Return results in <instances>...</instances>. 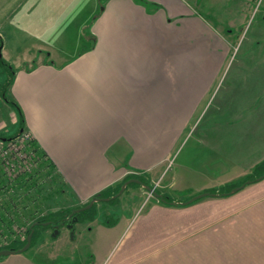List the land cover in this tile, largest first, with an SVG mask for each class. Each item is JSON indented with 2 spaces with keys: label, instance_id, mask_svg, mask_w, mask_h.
<instances>
[{
  "label": "crops",
  "instance_id": "obj_1",
  "mask_svg": "<svg viewBox=\"0 0 264 264\" xmlns=\"http://www.w3.org/2000/svg\"><path fill=\"white\" fill-rule=\"evenodd\" d=\"M29 1L38 10L37 54L14 62L0 36L14 69L9 99L21 108L24 132L78 197L175 162L198 123L194 147L216 159L251 150L254 135L263 136L264 46L263 62L241 60L230 79L233 45L209 15L220 0ZM226 79L230 90L207 111ZM3 101L17 122L15 105ZM185 178L177 179L182 186Z\"/></svg>",
  "mask_w": 264,
  "mask_h": 264
},
{
  "label": "rangeland",
  "instance_id": "obj_2",
  "mask_svg": "<svg viewBox=\"0 0 264 264\" xmlns=\"http://www.w3.org/2000/svg\"><path fill=\"white\" fill-rule=\"evenodd\" d=\"M204 1L207 0H199V3ZM30 2L0 0V36L4 34L9 41L10 59L14 62L37 54L40 40L36 33L39 27L38 10ZM210 12L212 22L220 27L223 36L228 37L233 45L228 61L235 62L230 65L231 69H227V72L231 70L232 75L229 77L233 79V73L242 64L241 60L263 59L264 35L260 32V24L264 22V0H220ZM221 26L226 27V34ZM23 28L26 29V35L21 38L15 36ZM18 39L22 42L21 46L18 45ZM70 41L72 43L74 37ZM0 51L3 54L2 47ZM12 73L0 61V137L5 139L14 138L22 129L17 125L21 121L17 111L15 122L14 117L10 116L11 110L3 101L4 93L9 98ZM230 82L226 79L223 86L218 88L216 101L207 111H214L219 97L230 90ZM200 129L198 123L193 129V138L180 142L175 162L167 160L154 165L151 172L130 175L141 177L148 187L171 197L178 204H166L143 185L132 183L114 202H96L93 209L76 224L74 239L64 223L55 227L60 231L57 237L52 235L54 228H38L28 252L16 258L1 257L0 264H264V178L236 194L210 196L190 205L181 204L212 188L240 186L255 167L264 161V134L261 137V133L254 135L253 144L256 145L251 150H235L233 156L229 150L231 156L216 159L208 150L194 147V138ZM14 143L15 147L9 151L7 143L0 140V162L4 158H9L10 162V168L2 175V179L8 182L13 179L10 176L14 172L28 166L27 155L31 154V151L27 154V149L20 148V143ZM5 148L6 151L2 153ZM250 152L253 156L246 157ZM211 157L213 162L209 160ZM206 160L207 163L203 164ZM37 167L31 166L26 174H35L39 171ZM44 176L40 175L43 181L46 180ZM179 176L186 177L185 186L179 184ZM126 179L117 188L100 193L107 196L118 194ZM58 181L52 187L57 194L53 201H49V211L63 210L69 214L75 208L88 205L94 198H102L97 197L100 193L88 198L78 197L63 178L59 177ZM63 184L66 185L63 187ZM11 187L4 192L0 188L1 202L8 203L15 199L20 209L27 206L25 212H48L44 207L47 205V191L37 201L23 202L22 198H16L21 191L14 192ZM16 222L19 226L17 230L22 234L3 235L0 248L25 241L32 222L27 216L17 218ZM130 236L133 238L131 243L119 248L122 240ZM136 257L139 260L134 259Z\"/></svg>",
  "mask_w": 264,
  "mask_h": 264
},
{
  "label": "trees",
  "instance_id": "obj_3",
  "mask_svg": "<svg viewBox=\"0 0 264 264\" xmlns=\"http://www.w3.org/2000/svg\"><path fill=\"white\" fill-rule=\"evenodd\" d=\"M2 45V41H1V37H0V47ZM0 61L1 63L5 64L8 66V68L10 70H12V72L14 71L13 68L2 58V54L0 51ZM12 82V81H11ZM12 85V83H11ZM10 85V87H11ZM3 98L8 101L11 104H14L16 109L18 110L19 116H20V120H21V124H22V132L17 133V135L12 139H7L6 142L13 140L15 138H19L22 137L24 135H28L26 132H24L23 129V123H24V118L22 115V111L21 108L14 102H12L4 93L3 94ZM29 136V135H28ZM26 148L29 151H31V153L34 154V157H30L29 159V164L28 166H26L25 168L22 167V171L17 170L16 172H14L13 176H10L13 179H10V182L6 181L5 179H2V175L3 172L5 170L8 171V169L10 168V166L6 165V160H3V162H0V188L3 189L1 190L2 192H4V190H9V186H12L11 189H14V192H16L17 190H20L21 192H19L18 196L16 198H22L23 202L26 201H37L39 199V197L42 196L43 192L46 194L45 191H47L46 197H45V204H47L46 206H44L48 212H46V214H39V210L38 211H31L30 212H25L27 206L25 205L23 209L19 208V204H17L15 199H12L11 201L7 202H1L0 201V238L5 235V234H9V235H19L22 234L19 230H17L19 228V226L17 225V218H24L25 216H27L28 219H30L31 226L29 227V231L27 233L26 239L25 241H23V243H18L15 245H10V246H4L0 248L1 250H6V249H14V250H18L20 248H23L26 243H27V237L28 235L31 233V231L34 229V233H33V237H32V242L35 240L36 236H37V230L38 228H52V226H62V224L65 222L66 218L70 216V214L73 212V210L71 211V213L66 214L65 211L61 210H56V211H49V207H50V202L49 201H53L54 197L57 193L54 192V190L52 189V187H55L58 184V180L59 177L62 178L60 176V174H58V172L56 171L54 165L49 161V159H47L46 154L40 150V148L38 147V145L36 144V142L31 138V136L28 137L27 141H26ZM18 163V162H17ZM33 166H38L37 169L39 171L34 173H29L28 175L26 174V171L29 170L30 167ZM14 168H12L13 170ZM6 174V172L4 173ZM43 174H45L44 179H46L45 181H43L40 178V175L42 176ZM134 176H128L127 179L125 180L128 181L130 179H132ZM264 178V161L259 163L252 174L248 175L243 182L240 184L243 185L248 181H252L253 183L256 182V180L258 178ZM137 179L141 180V177H134ZM39 179H41V182L39 181ZM50 181V182H48ZM142 181V180H141ZM143 182V181H142ZM50 184V185H49ZM66 184H63V187ZM51 186V187H48ZM238 185H227L225 187H221V188H214V189H210L207 190V192H211V193H221L223 194V192H227L230 191L231 189L237 187ZM64 190V189H63ZM112 197L114 195L111 196H107L105 193H100L97 195V197ZM163 199L166 200V204H175V200L172 199L171 197L167 196V195H163ZM14 203H13V202ZM115 199H111L110 202H114ZM12 202V203H11ZM2 203V204H1ZM11 205V206H10ZM11 207V208H9ZM37 207V206H36ZM94 207V206H93ZM93 207L89 210L83 211L81 214V219L82 216L87 215L92 209ZM25 213L24 215L21 213ZM37 214H39L40 216H38ZM38 223V224H37ZM44 223H48V225H44ZM33 244V243H32ZM31 244V247L33 246ZM30 247V248H31ZM30 250V249H29ZM28 250V251H29Z\"/></svg>",
  "mask_w": 264,
  "mask_h": 264
},
{
  "label": "water",
  "instance_id": "obj_4",
  "mask_svg": "<svg viewBox=\"0 0 264 264\" xmlns=\"http://www.w3.org/2000/svg\"><path fill=\"white\" fill-rule=\"evenodd\" d=\"M23 131V130H22ZM21 131V132H22ZM0 140L2 141H6L7 139L5 138H2L0 137ZM263 179V177L261 178H258L256 180V182L258 181H261ZM131 183H136V184H140V185H143L144 187L147 188V190L152 193L156 198L162 200L163 202H166V200L163 199V195L159 192H156L153 188L151 187H148L146 184H144L141 180L139 179H130L128 180L127 182H125L121 188V190L119 191L118 194L112 196L111 198H94L90 201V203L86 206H83L81 208H78L74 211V213H82L83 211H86V210H89L93 207V205L96 203V202H101V201H110L111 199H116L118 197H120L124 191L126 190L127 186ZM253 184L252 181H248L246 182L245 184L241 185V186H237L235 188H233L231 190V192L229 193H223V194H219V193H211V192H202V193H199L193 197H191L189 200H187L186 202H183L181 203L182 205H190L200 199H203V198H206V197H210V196H214V197H218V196H223V195H231V194H236L238 193L239 191H241L242 189H244L246 186L248 185H251ZM179 202H175V204H178ZM73 215V214H72ZM71 215V216H72ZM78 222V218L77 217H74L72 220L69 221L68 225H67V229L70 231V235H71V238L74 239L75 237V229H76V224ZM44 225H48V223H44ZM34 229L31 231V233L28 235L27 237V243L26 245L23 247V248H20L18 250H14V249H6V250H1L0 251V258L1 257H9V256H12V255H17V254H23L25 252H27L30 247H31V244H32V237H33V233H34ZM60 233V231L58 229H55L54 232H53V237H57V235Z\"/></svg>",
  "mask_w": 264,
  "mask_h": 264
},
{
  "label": "built area",
  "instance_id": "obj_5",
  "mask_svg": "<svg viewBox=\"0 0 264 264\" xmlns=\"http://www.w3.org/2000/svg\"><path fill=\"white\" fill-rule=\"evenodd\" d=\"M27 139H28V135L27 136L24 135L22 137H19V138H15L13 140H10V141L6 142L7 143L6 144V146H7L6 148L10 151L13 147H15L16 144L14 142L16 141V142L20 143V148H24L25 149L26 147H24V143L27 141ZM22 144H23V146H21ZM6 148L2 150V153L4 151H6ZM28 153L29 152H27V154ZM32 155H33V153H31L29 156L27 155V157H28L27 160L30 159V157H32ZM11 156H13V155H11ZM4 160H6V165L9 166L10 165L9 158H4ZM14 167H15V165H14Z\"/></svg>",
  "mask_w": 264,
  "mask_h": 264
},
{
  "label": "flooded vegetation",
  "instance_id": "obj_6",
  "mask_svg": "<svg viewBox=\"0 0 264 264\" xmlns=\"http://www.w3.org/2000/svg\"><path fill=\"white\" fill-rule=\"evenodd\" d=\"M76 209H78V208H75V209L73 210V212L70 214V216L66 218V220H65V222H64V225H66V228H67V225H68L69 221L72 220L74 217H77V218H78V222H77V224L80 223V222L82 221V219H81V214H83V213H79V214L74 213V211H75ZM72 214H73V215H72ZM71 215H72V216H71ZM37 224H38V223H37ZM55 227H56V226H54V225L52 226V228H54V230L57 229V228H55ZM39 229H40V228H39ZM54 230H53V232H54Z\"/></svg>",
  "mask_w": 264,
  "mask_h": 264
}]
</instances>
